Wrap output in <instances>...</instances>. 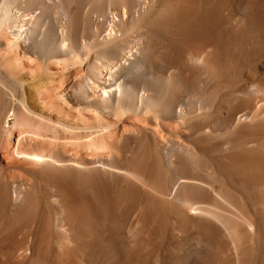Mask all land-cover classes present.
<instances>
[{"label": "bare ground", "instance_id": "bare-ground-1", "mask_svg": "<svg viewBox=\"0 0 264 264\" xmlns=\"http://www.w3.org/2000/svg\"><path fill=\"white\" fill-rule=\"evenodd\" d=\"M0 86V264H264V0H0Z\"/></svg>", "mask_w": 264, "mask_h": 264}, {"label": "rangeland", "instance_id": "rangeland-1", "mask_svg": "<svg viewBox=\"0 0 264 264\" xmlns=\"http://www.w3.org/2000/svg\"><path fill=\"white\" fill-rule=\"evenodd\" d=\"M25 85H24V87L25 88H27V86H31V87H33V88H31L30 86L26 89V90H28V89H30L31 91H33L34 90V85L32 86L31 85V82L30 81H25V83H24ZM9 85V84H8ZM1 87V86H0ZM3 91V90H2ZM1 91V89H0V101L1 102H3V103H1L0 102V109H1V107H2V111H1V118H0V123H2L6 118V120L8 121V123L7 124H5L4 126H5V128L6 129H8L9 128V126H11V125H13V123H14V116H13V112H10L9 110H11L12 108H14V107H16V105L14 104L15 103V101L16 100H14L13 102H11V101H9V103H8V100L5 98L6 97V95H4V93H1L2 92ZM3 99H2V98ZM5 99V100H4ZM3 105V106H2ZM15 105V106H14ZM5 107V108H4ZM8 112V113H7Z\"/></svg>", "mask_w": 264, "mask_h": 264}]
</instances>
